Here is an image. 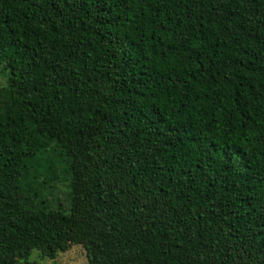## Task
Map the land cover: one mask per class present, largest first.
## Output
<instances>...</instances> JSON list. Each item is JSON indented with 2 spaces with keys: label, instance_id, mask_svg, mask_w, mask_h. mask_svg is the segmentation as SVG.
<instances>
[{
  "label": "trees",
  "instance_id": "trees-1",
  "mask_svg": "<svg viewBox=\"0 0 264 264\" xmlns=\"http://www.w3.org/2000/svg\"><path fill=\"white\" fill-rule=\"evenodd\" d=\"M0 63V264H264V0H0Z\"/></svg>",
  "mask_w": 264,
  "mask_h": 264
},
{
  "label": "rangeland",
  "instance_id": "rangeland-1",
  "mask_svg": "<svg viewBox=\"0 0 264 264\" xmlns=\"http://www.w3.org/2000/svg\"><path fill=\"white\" fill-rule=\"evenodd\" d=\"M7 73L4 70L3 64L0 63V85L6 81ZM53 197H51L50 206L56 207L61 205L66 208L68 203L66 201L67 188L64 184L58 183L53 189ZM50 197V196H49ZM29 260H37L43 264H87L86 252L79 244L72 245L67 251L59 252L55 258H43L38 256L36 250H33L28 258Z\"/></svg>",
  "mask_w": 264,
  "mask_h": 264
}]
</instances>
